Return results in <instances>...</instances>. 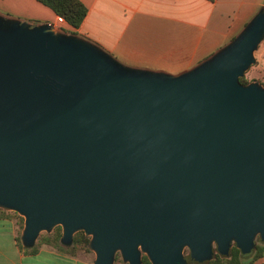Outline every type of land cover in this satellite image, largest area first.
<instances>
[{
  "label": "water",
  "instance_id": "water-1",
  "mask_svg": "<svg viewBox=\"0 0 264 264\" xmlns=\"http://www.w3.org/2000/svg\"><path fill=\"white\" fill-rule=\"evenodd\" d=\"M263 35L264 4L171 73L0 12V207L20 243L59 225L92 264H187L264 242V87L238 80Z\"/></svg>",
  "mask_w": 264,
  "mask_h": 264
},
{
  "label": "crops",
  "instance_id": "crops-1",
  "mask_svg": "<svg viewBox=\"0 0 264 264\" xmlns=\"http://www.w3.org/2000/svg\"><path fill=\"white\" fill-rule=\"evenodd\" d=\"M81 1L86 13L76 27L56 21V14L37 0H0V12L47 21L82 35L124 64L176 73L225 43L264 4V0ZM17 228L15 217L0 215V264H89L77 252L45 243L28 251L16 240ZM247 264H264V250Z\"/></svg>",
  "mask_w": 264,
  "mask_h": 264
},
{
  "label": "trees",
  "instance_id": "trees-1",
  "mask_svg": "<svg viewBox=\"0 0 264 264\" xmlns=\"http://www.w3.org/2000/svg\"><path fill=\"white\" fill-rule=\"evenodd\" d=\"M42 4L48 6L55 14L61 15L63 21L66 22L71 27H76L84 17L86 13V6L81 0H37ZM212 1V0H210ZM238 80L245 83V78L240 75ZM1 216H12L15 217L18 223L16 240L19 243V229L22 225V216L17 214L13 210H6L0 207ZM60 235V226L54 225L50 231H39L35 239L33 246L25 248L28 251H33L39 244L45 243L67 251L69 253H75L78 249H87L88 235L84 234L82 230H76L72 234L71 243L67 246H63L59 243L58 238ZM264 250V242L260 241L258 238L255 241L253 248L245 254L239 252L238 248L231 245L227 255H220L218 253H213L212 257L201 263L189 262L188 264H247L261 255ZM141 264H151L147 257L141 255Z\"/></svg>",
  "mask_w": 264,
  "mask_h": 264
},
{
  "label": "rangeland",
  "instance_id": "rangeland-1",
  "mask_svg": "<svg viewBox=\"0 0 264 264\" xmlns=\"http://www.w3.org/2000/svg\"><path fill=\"white\" fill-rule=\"evenodd\" d=\"M252 55H253V60L243 71L242 76L245 78L246 82H256L264 87V35L258 42L257 46L254 48ZM256 240L257 238H255V241ZM76 252L80 254L81 257H84L89 264H92L94 253L88 247L86 250L78 249ZM183 254L185 257H187V251H185ZM188 263L189 261L187 262V264ZM112 264H127V263L121 259L119 252L116 251L114 253Z\"/></svg>",
  "mask_w": 264,
  "mask_h": 264
},
{
  "label": "built area",
  "instance_id": "built-area-1",
  "mask_svg": "<svg viewBox=\"0 0 264 264\" xmlns=\"http://www.w3.org/2000/svg\"><path fill=\"white\" fill-rule=\"evenodd\" d=\"M55 20L58 21V22H61V21H63V18H62L61 15L56 14L55 15Z\"/></svg>",
  "mask_w": 264,
  "mask_h": 264
}]
</instances>
